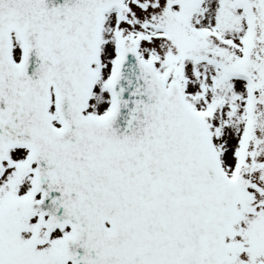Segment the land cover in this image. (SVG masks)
I'll return each instance as SVG.
<instances>
[{
	"label": "snow or ice",
	"instance_id": "1",
	"mask_svg": "<svg viewBox=\"0 0 264 264\" xmlns=\"http://www.w3.org/2000/svg\"><path fill=\"white\" fill-rule=\"evenodd\" d=\"M0 264H264V0H0Z\"/></svg>",
	"mask_w": 264,
	"mask_h": 264
}]
</instances>
